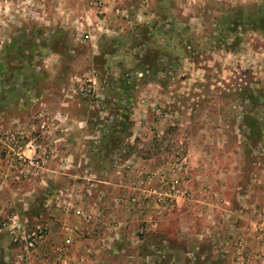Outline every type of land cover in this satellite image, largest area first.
<instances>
[{"label":"rangeland","instance_id":"rangeland-1","mask_svg":"<svg viewBox=\"0 0 264 264\" xmlns=\"http://www.w3.org/2000/svg\"><path fill=\"white\" fill-rule=\"evenodd\" d=\"M0 1V84L21 98L5 105L13 119L0 146L20 187H36L34 205L23 203L33 226L96 209L101 195V208L128 216L110 218L108 239L126 264H264V204L252 222V179L264 178V0H118L101 24L88 0ZM8 131L33 141L34 166L3 148ZM182 164L179 203L146 197L165 192L149 177L173 179ZM14 244L0 264H15L25 242Z\"/></svg>","mask_w":264,"mask_h":264},{"label":"crops","instance_id":"crops-1","mask_svg":"<svg viewBox=\"0 0 264 264\" xmlns=\"http://www.w3.org/2000/svg\"><path fill=\"white\" fill-rule=\"evenodd\" d=\"M88 1L93 7L90 8L91 11H94L96 9L94 0ZM166 1L168 0H163V3H166ZM103 2L108 7L106 11L110 9L113 10L120 4H118V0H103ZM67 7H70V5ZM4 9V2L0 1V20L4 15ZM110 15L112 16V14ZM0 25L2 24L0 23ZM14 90L13 84H0V137L4 129L11 125L13 119L12 115L5 113V105L12 103L17 106L21 100V98L17 96L14 97ZM10 92L12 93V98H9L10 96L8 94ZM7 158L8 157L3 154L0 146V255L5 254V256L6 249L9 245L13 244L14 248L17 247V245L14 244V242H9L12 241L11 239L6 242L2 234L19 233V231L24 229L27 231L33 230L35 227V225L33 226L31 224L33 214L28 213L27 209L24 210L25 204L23 205V203L27 201L30 205L31 203L34 205L38 197L35 186L32 188L28 186L29 188L25 189L24 187H20L19 177L15 176L18 171L13 170L18 168H12ZM195 186H197L196 183L194 184V189H196ZM198 187L197 189H200V186ZM107 188L111 190L110 185H108ZM193 188L192 190H194ZM200 191L203 193L202 189H200ZM204 192L207 193L206 190H204ZM262 192H264V178L261 177L259 171L252 179V203L254 209L252 222L255 225L259 223L260 218L256 210L260 208L261 204H264V200L263 202L261 200ZM112 195H114V193H112ZM102 198L101 195H98L97 199H95L93 204H97L96 209L95 207L94 209L76 208L53 211L51 214H48L45 224L48 230V236L34 251L32 264H113L115 260L116 262L120 260V264H126V262L122 260V257L118 258L117 248H120V246L117 245L114 247V244L108 242V239L112 236L111 232L114 228L110 218L124 219L128 216L125 213L122 216L118 214L111 215V210H104L103 206L102 208L100 207ZM114 198L116 197L114 196ZM208 201V198H204L205 206ZM194 202L195 201H192V203ZM35 217L37 219V215H35ZM7 219L10 221H6ZM25 220L26 223L28 222V224H26L27 226L24 224ZM130 229H132L131 226H129L128 230ZM144 230H147V227H144ZM257 241L258 240L253 236L254 245ZM21 251L22 250H18L19 253ZM17 256L18 254L16 257ZM158 258L157 264H159ZM160 259L162 260L163 258ZM1 262L2 257L0 256V263Z\"/></svg>","mask_w":264,"mask_h":264},{"label":"built area","instance_id":"built-area-1","mask_svg":"<svg viewBox=\"0 0 264 264\" xmlns=\"http://www.w3.org/2000/svg\"><path fill=\"white\" fill-rule=\"evenodd\" d=\"M94 1H95L94 6L98 11L96 12L95 15V16L98 15L97 19H95V22H97V24H101L100 17L104 15V13H106V8L104 7L105 3L103 2V0H94ZM114 9H116L115 11L117 12V14H119L120 12L119 9H117L116 7ZM122 15H125V17L129 19L130 15L125 13V11H123ZM98 30H102V28L100 27L98 28ZM84 37L85 39H92V33L88 32ZM16 135L18 134L8 131L7 135L2 137L3 139H1L3 148H5L9 153L12 152L13 155L17 157L20 163L34 166L35 164L34 158L26 160L24 154L27 151L30 153H35L36 146L34 145L33 141L27 143L26 145H21L19 138ZM13 141L15 142V146L11 148V146H9V143H12ZM182 168L184 169L183 164L182 166L175 167L172 170L174 172L176 171L173 179L166 178V176H161L160 178L155 176L149 177L147 179L148 181L147 183L149 185L154 186V180L159 181V185L162 188H164L165 192L160 195L159 193H157L156 189L155 190L152 189L149 195L146 197H150V195H154V196L157 195L158 197L160 196L162 198H160L159 201L164 200L166 204L171 206L174 205L175 203H179V200L183 198L182 181L184 178L183 175L184 172H182ZM18 234L19 235L16 236L17 238L14 240V243L17 242L18 237H22L25 244L23 246V250L21 254L16 257L15 264H32L33 253L38 248V246L47 239L48 230L45 225L39 224L35 226L32 231H27L24 229L22 231H19ZM5 262L6 264H10L11 260L7 258Z\"/></svg>","mask_w":264,"mask_h":264}]
</instances>
